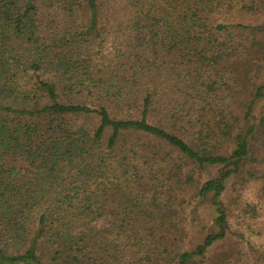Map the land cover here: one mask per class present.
Listing matches in <instances>:
<instances>
[{
  "label": "trees",
  "instance_id": "obj_1",
  "mask_svg": "<svg viewBox=\"0 0 264 264\" xmlns=\"http://www.w3.org/2000/svg\"><path fill=\"white\" fill-rule=\"evenodd\" d=\"M249 186L264 0H0V264H264Z\"/></svg>",
  "mask_w": 264,
  "mask_h": 264
},
{
  "label": "rangeland",
  "instance_id": "obj_2",
  "mask_svg": "<svg viewBox=\"0 0 264 264\" xmlns=\"http://www.w3.org/2000/svg\"><path fill=\"white\" fill-rule=\"evenodd\" d=\"M214 172L215 171L213 169H209V170L205 171V177L212 175ZM239 192H241L240 197L242 200L249 202L250 204H252L254 206V209H251V208L247 209L246 208V211H247L246 223H249L251 225V228H253L255 226V228L257 229L260 222L264 221V205H260L257 202V200L253 197L254 194H253V188L252 187L249 186L245 189H242ZM205 212L206 211L199 212L197 218L195 219V225L197 228H199L201 226V224L203 223V220L207 217V214ZM239 223L242 224L243 220H240ZM257 223H259V224H257ZM244 232H245V235L247 236L248 231H244ZM262 232H264V228H263ZM253 238H254L253 240L256 243H261L264 245V234L263 235L258 234V237H253Z\"/></svg>",
  "mask_w": 264,
  "mask_h": 264
}]
</instances>
